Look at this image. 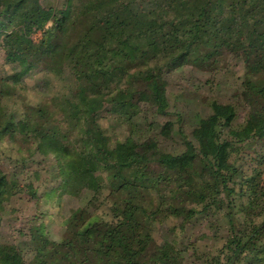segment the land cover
Masks as SVG:
<instances>
[{"label": "trees", "instance_id": "trees-1", "mask_svg": "<svg viewBox=\"0 0 264 264\" xmlns=\"http://www.w3.org/2000/svg\"><path fill=\"white\" fill-rule=\"evenodd\" d=\"M0 42L12 70L0 80V143L18 142L29 152L23 162L53 156L62 192L92 193L61 240L33 225L21 248L1 240L6 205L23 187L0 166V264H192L189 252L200 264H264V0H91L62 9L0 0ZM201 46L202 67L225 52L242 59L248 114L234 126L237 104L213 100L187 135L179 115L157 116L169 114L167 72L195 64ZM37 69L63 79V89L37 103L14 99ZM104 113L128 135L113 139ZM174 134L183 145L176 152L161 146ZM253 143H261L257 164L246 170L239 150ZM26 186L38 195L32 179ZM193 220L207 221L210 233L185 247L158 242L160 225L177 234Z\"/></svg>", "mask_w": 264, "mask_h": 264}, {"label": "rangeland", "instance_id": "rangeland-1", "mask_svg": "<svg viewBox=\"0 0 264 264\" xmlns=\"http://www.w3.org/2000/svg\"><path fill=\"white\" fill-rule=\"evenodd\" d=\"M91 0H42L46 6L52 5L59 9L70 4L73 8L82 6ZM40 33L34 38L39 39ZM208 48L201 46L194 57L195 64H188L179 69L167 72V96L169 100V114L157 116L160 123L168 120L176 122L177 115L182 117V124L187 135H191L197 123L205 120L211 113V102H232L237 104V118L234 126L241 125L247 118L248 109L241 102V77L245 72L242 59L229 52H225L220 61L213 65V68L202 67V56L206 54ZM11 66L5 64L4 51L0 42V80L3 76L11 72ZM63 79L42 72L40 69L33 71L26 77V88L19 90L14 99L26 98L32 103H37L47 96H53L55 92L63 89ZM12 104V103H11ZM148 116L153 119L156 115L153 108L146 110ZM111 114L104 113L101 119L102 125L107 129L108 134L113 138H124L129 130L125 125L120 124ZM261 143L243 145L240 148L244 166L246 170L255 166L257 160L254 159V149L258 150ZM161 146L172 152L180 151L183 147L182 139L177 134L168 140H161ZM18 142H13L5 138L0 143V166L10 177L19 179L22 190L7 203L3 213V223L1 229V240L14 244L21 248L30 245L29 236H25L28 228L33 225L45 226L43 232L51 239L61 240L66 234L67 223L72 215L85 206L92 197L90 191H85L79 196H73L62 192L58 175V163L53 156H43L35 154L32 159L21 160L27 157L29 152L21 148ZM33 160V161H32ZM29 164L24 168V164ZM34 181V186L38 190L36 197H31L27 192V184ZM25 188V189H24ZM207 222V221H206ZM206 222L193 220L186 224V231L174 233L168 225H160L157 232L158 242L163 240H178L181 247L190 243H195L198 238L204 236V232L210 233L206 229ZM203 244V243H202ZM31 260V256H27ZM187 258L192 264H200V258L187 254Z\"/></svg>", "mask_w": 264, "mask_h": 264}]
</instances>
